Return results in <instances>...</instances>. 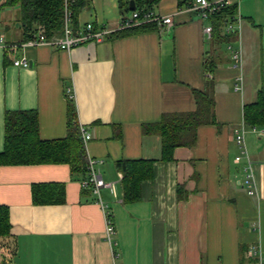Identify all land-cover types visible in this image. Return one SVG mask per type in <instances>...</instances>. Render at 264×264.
Wrapping results in <instances>:
<instances>
[{
	"label": "crops",
	"instance_id": "0c3cea01",
	"mask_svg": "<svg viewBox=\"0 0 264 264\" xmlns=\"http://www.w3.org/2000/svg\"><path fill=\"white\" fill-rule=\"evenodd\" d=\"M150 10L171 23L149 22L146 29L114 37L130 13L120 12L118 0H90L78 26L104 28L105 39L64 50L44 44L12 48L23 39L19 9H0L7 45L0 47V152L6 111L36 112L39 138L54 140L66 135L72 103L89 135L86 157L101 161L95 168L113 186L112 192L100 189L102 210L80 188L86 173H72L67 164L0 165V205L8 209L15 249L10 261L0 255V264H258L247 256L250 246L264 255V136L243 121V105L264 88L261 30L242 19L233 33L224 25L215 29L210 18L179 7L178 0H160ZM207 26L213 27L210 39ZM6 31L16 40H6ZM229 44L241 45L240 68ZM251 47L256 59L248 55ZM21 58L27 67L13 65ZM193 112L203 121L190 130L191 143L162 160L160 137L144 134L142 126ZM241 125L255 181L252 196L242 185L246 159L234 160L241 149L233 132ZM140 158L154 160L152 178L142 182L140 200L126 203L115 162ZM33 184L62 185V201L34 203ZM106 217L114 227L111 242Z\"/></svg>",
	"mask_w": 264,
	"mask_h": 264
},
{
	"label": "trees",
	"instance_id": "16d2710c",
	"mask_svg": "<svg viewBox=\"0 0 264 264\" xmlns=\"http://www.w3.org/2000/svg\"><path fill=\"white\" fill-rule=\"evenodd\" d=\"M90 0H3L0 9L16 6L23 30L22 42L32 38L37 29H43L47 38L61 35L65 17L72 30L78 26L77 17L81 9ZM130 0H118L121 13H131L128 8ZM135 10L140 13L150 10L160 0H133ZM193 0H178V6H192ZM238 4L233 3L210 13L208 18L214 28L233 22L238 16ZM242 19V17H240ZM141 23L127 29L117 30L114 37H123L148 28ZM212 31L213 27L211 26ZM233 33V32H232ZM212 35V34H211ZM209 102V101H208ZM207 109L209 105L207 103ZM203 118L199 112L174 114L162 117L154 124L142 126L144 134H156L161 142V159L170 160L175 147L190 144L193 129ZM243 121L247 126L264 127V88L256 92L253 101L243 105ZM67 164L72 173L85 174L87 157L72 103L67 109V131L60 139L42 140L38 136V117L34 111H6L4 114V141L0 152V165L30 164ZM151 159H120L115 162V169L121 176L122 200L132 203L141 198V184L152 178ZM61 193V194H60ZM34 203H54L62 201V185L42 184L31 186ZM11 225L8 209L0 205V255L2 260L10 261L14 255Z\"/></svg>",
	"mask_w": 264,
	"mask_h": 264
},
{
	"label": "built area",
	"instance_id": "2783aa9c",
	"mask_svg": "<svg viewBox=\"0 0 264 264\" xmlns=\"http://www.w3.org/2000/svg\"><path fill=\"white\" fill-rule=\"evenodd\" d=\"M241 0H193L191 8L197 10L201 13L202 17H208L210 13L217 11L219 8L224 7L226 5H231L233 3H237ZM154 22L157 25L162 24H170L171 18L164 17L160 18L154 15L151 10H146L142 13L139 11H131L128 18L122 20L119 29H127L135 25H139L141 23H149ZM241 26V18L237 16V18L225 25L226 32H233L235 30H239ZM107 31L104 28H95L92 23H86L83 26H77L75 30H72L71 27L67 23V17H65V23L63 25V29L61 35L59 36H51L47 38L43 32V29H37L34 32L32 38L28 39L25 42H22L18 45H13L12 48H21L28 46H37V45H49L58 47L60 49L69 50L72 47L80 45L82 43L92 41L96 43L102 42L106 37ZM204 34L207 39L211 38L212 28L211 26H207L204 28ZM0 47H7L4 42V38L0 35ZM226 49L230 52L231 59L234 61L236 67L240 68L242 63V49L239 44L237 47H233L231 44L227 45ZM14 66L27 67L28 63L24 58L16 59L13 61ZM241 76L237 79L241 81ZM235 89H240V85H236ZM69 91V90H68ZM81 137L83 142L89 140V135L85 133L83 128H80ZM252 132L257 134L258 136H264V127L257 128L252 127ZM234 142L241 149V153L239 156L235 157V161L238 162L242 157L246 159V167H245V177L243 180V187L246 193L250 196L256 193L255 181L252 171V165L250 158L248 156L246 147H245V127L241 125L236 128L233 132ZM97 163H101V161H97L92 158L87 159L86 164V178L81 180L79 185L82 190H89L90 193L95 196L97 203L100 205L102 210L105 208V205L101 201L100 189L106 188L110 192L113 191V186L111 182H105L98 171L95 168ZM105 237L111 242L112 236L114 235V227L111 221L106 217L105 221ZM247 256L251 258H255L258 264H264V255H262L261 249L256 246H250L247 250Z\"/></svg>",
	"mask_w": 264,
	"mask_h": 264
},
{
	"label": "rangeland",
	"instance_id": "374dc122",
	"mask_svg": "<svg viewBox=\"0 0 264 264\" xmlns=\"http://www.w3.org/2000/svg\"><path fill=\"white\" fill-rule=\"evenodd\" d=\"M238 16L242 17V23L248 26H254L257 28V32L261 30L262 34V53L261 56H264V0H241L238 2ZM252 28V27H251ZM0 33H4L2 27H0ZM6 40L15 41L16 39L9 38V33L6 31ZM15 45H18L16 43ZM254 51V52H253ZM248 55L253 57V59L257 58L256 49L253 50L252 47L248 51Z\"/></svg>",
	"mask_w": 264,
	"mask_h": 264
},
{
	"label": "water",
	"instance_id": "95a60500",
	"mask_svg": "<svg viewBox=\"0 0 264 264\" xmlns=\"http://www.w3.org/2000/svg\"><path fill=\"white\" fill-rule=\"evenodd\" d=\"M128 8H129L130 11L135 10V3H134L133 0H130V1H129Z\"/></svg>",
	"mask_w": 264,
	"mask_h": 264
}]
</instances>
